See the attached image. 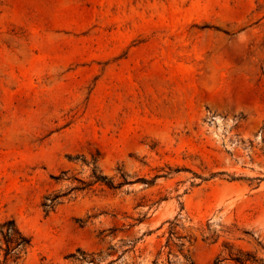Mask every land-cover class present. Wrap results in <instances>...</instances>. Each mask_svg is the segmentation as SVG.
<instances>
[{
	"label": "rangeland",
	"instance_id": "374dc122",
	"mask_svg": "<svg viewBox=\"0 0 264 264\" xmlns=\"http://www.w3.org/2000/svg\"><path fill=\"white\" fill-rule=\"evenodd\" d=\"M8 220L24 264H264V0H0Z\"/></svg>",
	"mask_w": 264,
	"mask_h": 264
},
{
	"label": "trees",
	"instance_id": "16d2710c",
	"mask_svg": "<svg viewBox=\"0 0 264 264\" xmlns=\"http://www.w3.org/2000/svg\"><path fill=\"white\" fill-rule=\"evenodd\" d=\"M58 198L59 196H54L49 203L43 204V207L51 209ZM30 246V239L20 231L14 220L0 223V264H24L23 261ZM102 254V252L95 254L78 249L75 253L67 256L65 260H69L71 264H100ZM107 256L109 257L111 254ZM251 258L250 255L245 254L244 258H237L235 262L236 264H246Z\"/></svg>",
	"mask_w": 264,
	"mask_h": 264
}]
</instances>
